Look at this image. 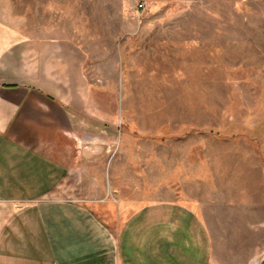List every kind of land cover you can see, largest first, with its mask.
Listing matches in <instances>:
<instances>
[{
    "label": "rangeland",
    "instance_id": "1",
    "mask_svg": "<svg viewBox=\"0 0 264 264\" xmlns=\"http://www.w3.org/2000/svg\"><path fill=\"white\" fill-rule=\"evenodd\" d=\"M14 40L80 66L92 139L71 183L102 222L166 204L207 220L211 264H264V0H0Z\"/></svg>",
    "mask_w": 264,
    "mask_h": 264
},
{
    "label": "crops",
    "instance_id": "2",
    "mask_svg": "<svg viewBox=\"0 0 264 264\" xmlns=\"http://www.w3.org/2000/svg\"><path fill=\"white\" fill-rule=\"evenodd\" d=\"M79 69L56 42L14 40L0 50V264H211L203 217L166 204L133 213L122 202L105 223L76 198L71 180L84 175L92 139L73 91Z\"/></svg>",
    "mask_w": 264,
    "mask_h": 264
},
{
    "label": "built area",
    "instance_id": "3",
    "mask_svg": "<svg viewBox=\"0 0 264 264\" xmlns=\"http://www.w3.org/2000/svg\"><path fill=\"white\" fill-rule=\"evenodd\" d=\"M143 6H144V4L140 5V7H143Z\"/></svg>",
    "mask_w": 264,
    "mask_h": 264
}]
</instances>
